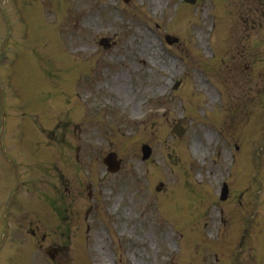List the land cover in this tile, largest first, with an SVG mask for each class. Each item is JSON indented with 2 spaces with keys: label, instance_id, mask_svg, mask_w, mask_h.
I'll return each instance as SVG.
<instances>
[{
  "label": "rangeland",
  "instance_id": "rangeland-1",
  "mask_svg": "<svg viewBox=\"0 0 264 264\" xmlns=\"http://www.w3.org/2000/svg\"><path fill=\"white\" fill-rule=\"evenodd\" d=\"M3 52L0 161L6 148L19 168L7 226L0 191V248L22 255L0 264H200L234 240L221 263L263 262L264 0H0ZM183 216L186 240L205 235L196 256Z\"/></svg>",
  "mask_w": 264,
  "mask_h": 264
},
{
  "label": "bare ground",
  "instance_id": "bare-ground-1",
  "mask_svg": "<svg viewBox=\"0 0 264 264\" xmlns=\"http://www.w3.org/2000/svg\"><path fill=\"white\" fill-rule=\"evenodd\" d=\"M145 32V31H144ZM146 37L149 39V36L146 35ZM205 81V79H204ZM209 85V83H207V86ZM211 91V90H210ZM225 155H227V153H225Z\"/></svg>",
  "mask_w": 264,
  "mask_h": 264
}]
</instances>
